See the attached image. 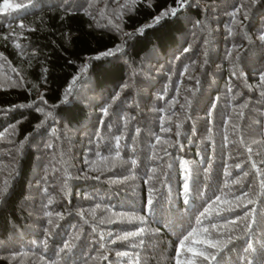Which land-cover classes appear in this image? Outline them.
<instances>
[{"label": "trees", "instance_id": "16d2710c", "mask_svg": "<svg viewBox=\"0 0 264 264\" xmlns=\"http://www.w3.org/2000/svg\"><path fill=\"white\" fill-rule=\"evenodd\" d=\"M9 2L0 264H176L194 228L232 237L224 264H264V0Z\"/></svg>", "mask_w": 264, "mask_h": 264}, {"label": "snow or ice", "instance_id": "6c2138e0", "mask_svg": "<svg viewBox=\"0 0 264 264\" xmlns=\"http://www.w3.org/2000/svg\"><path fill=\"white\" fill-rule=\"evenodd\" d=\"M177 3L180 7L184 6V0H177ZM20 7H22V5H14L10 3L9 0H4V2L0 4V13H10L11 11H14L15 9L20 8ZM241 7H243V5H241ZM177 10H178L177 8H172L169 12H162L160 16L155 17L154 19L156 22H159V20L163 18L164 16L175 15ZM238 12H239V8L236 10V13ZM236 13H233V16H235ZM245 18H247L246 15H245ZM20 26L23 27V25H20ZM140 31L142 32L143 29H141ZM229 31L231 32V29ZM259 39L262 42H264V34H261L259 36ZM119 51H121V47L117 46L116 49L109 50L108 52L102 53L101 55L110 56V55H114L116 52H119ZM97 59H99V57H97ZM260 81L262 84H264V73L260 75ZM69 92H70V89H69ZM104 114L107 115V109L104 110ZM168 130L169 129H165V131H168ZM178 134L179 133H177V135ZM157 143H159V137L157 138ZM117 145H119V138L117 139ZM119 157H120V152L117 150L114 159H117ZM132 163L134 164L135 161H133ZM186 165H187V162H185V167ZM237 167H239V165H237ZM226 174L230 175V173H226ZM234 182L239 183V181H234ZM183 187H184V193L185 195H187L189 191V185L187 184V182L184 184ZM7 191H8L7 182H5V187L2 190H0V198H2L7 193ZM220 200L221 198L217 196L216 201H214L213 203L219 202ZM237 200H240V197H237ZM225 203L227 202L225 201ZM253 203L254 201L252 199H249L247 201V204L244 205V207L247 208L248 204H253ZM49 204H51V200L49 201ZM151 205H152V200L151 198H149L148 200L149 210H151ZM239 206L240 205H236V207H239ZM96 207L99 208L100 206L97 205ZM210 207L211 205H209V208ZM234 210L235 208L230 206L226 209L218 210L216 214L219 215L221 211H234ZM207 213H208V209L206 208L205 211L201 213V216H205ZM92 214L93 216L95 215V210H93ZM48 215L51 216V213H48ZM57 215L59 216V214ZM81 215H83V213H81ZM114 215L120 216L121 214L114 213ZM255 215H256V211L255 209H252V210L245 212L244 216L240 218L243 220H248L249 217H251V222L245 225L246 234H247V230L250 229L252 227V224L255 223ZM139 219L142 220L143 218H139ZM48 222L49 224L52 223L51 220H49ZM100 222L104 223L105 221L102 219ZM237 222L238 221L234 219L228 223L236 224ZM197 223L199 224L201 223V221L198 220ZM224 227H227V224L224 225ZM212 228L215 229L216 225H212ZM144 232H145V229L138 228L135 231L126 232L124 235L118 237V239L128 240L129 238H132V237L142 236ZM197 234H198L197 229L194 228L191 231H189L186 235H184L183 238L179 241L177 250H176V264H182L180 260L181 250H185L191 253L189 264H224L222 253L225 252V250H228V251L234 250V248H229V245H234V241L232 237L229 236L227 239H224L223 238L224 233H216V235H213V233L209 232L208 229H203V238H194L197 236ZM101 239H103L102 235H101ZM236 239H242V238L237 237ZM141 243H143V240H141ZM189 243L191 245H199V247L187 246L189 245ZM242 247L245 252H249L253 250V245L247 240L245 241V245ZM64 248L65 249L70 248V244L65 243ZM118 255L125 256L127 255V253H118ZM244 259L247 260V257H245Z\"/></svg>", "mask_w": 264, "mask_h": 264}, {"label": "rangeland", "instance_id": "374dc122", "mask_svg": "<svg viewBox=\"0 0 264 264\" xmlns=\"http://www.w3.org/2000/svg\"><path fill=\"white\" fill-rule=\"evenodd\" d=\"M115 2H116V0H115ZM114 4H116V3H114ZM200 225H202V224H200Z\"/></svg>", "mask_w": 264, "mask_h": 264}]
</instances>
